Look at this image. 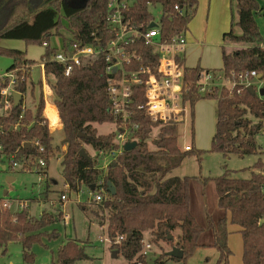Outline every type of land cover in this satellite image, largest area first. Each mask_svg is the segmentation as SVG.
Here are the masks:
<instances>
[{
	"label": "trees",
	"instance_id": "16d2710c",
	"mask_svg": "<svg viewBox=\"0 0 264 264\" xmlns=\"http://www.w3.org/2000/svg\"><path fill=\"white\" fill-rule=\"evenodd\" d=\"M109 1L41 0L34 4L32 0H0V54L13 59L6 71L46 62L45 76L54 92V104L63 122L62 144L67 146L62 160L65 183L71 191L79 192L83 185L92 190L91 187L95 185L96 188L100 180L104 182V200L100 210L107 211V216L102 217L107 219V233L112 239L120 235L125 237L120 244H112L110 248L119 250L127 264L148 263L147 257L139 255L147 233L152 241L163 240L182 249L183 259L193 255L201 246H213L219 252L218 264H229L233 254L229 245V224L237 225L242 235L243 264H264V160H258L254 168L260 171H253L247 179L234 178L229 171L214 178L171 176L188 155H195L200 161L209 152L221 153L225 158L233 154L241 157L257 154L256 138L264 128V97L250 93L247 88H241L238 93L237 87L223 88L219 94L203 96L198 92L196 81L206 68L200 65L188 67L185 60H180L185 66L184 100L191 107L193 115L194 107L200 100H217L216 131L210 149L205 151L193 146L188 151L183 150L177 136V123H153L138 112L132 118V123L139 125L136 131L137 146L131 151L118 153L114 161L104 167V157L99 151L109 154L120 148L116 139L118 122L110 111L106 94L105 56L98 55L83 61L71 75L66 76L64 65L53 60L58 48L51 46L50 41L53 35H59L61 29L66 28L71 34V38H64L63 46L67 50L75 43L107 46L113 38L106 21ZM235 1L240 31L236 32L232 21L224 40L239 46L229 49L222 47V68L207 70L225 72L234 80H238L240 74L254 70L264 76L263 37L255 19V14L261 10L259 0ZM158 4L162 8L159 21L152 12V7ZM198 7L199 0H136L125 15L134 24L143 25L146 29L152 22L158 23L161 38L166 40L189 30ZM4 40L38 44L44 47V52L36 61L27 58L26 51L3 46L1 42ZM45 43L48 45L44 46ZM126 50L140 57V60L135 59L126 65L127 70L145 66L153 73L157 72L159 54L142 39L135 40ZM31 75L32 72L26 75L29 80ZM7 83V80H0V91ZM28 85L27 81L16 84V87L25 96ZM39 87L35 109L24 107L23 97L18 107L13 106L9 112L0 115V125L4 127L0 134V145L3 147L0 157L13 158L17 162L26 160L32 166L44 158L46 166L41 171L46 172L50 158L56 154L59 146L53 143L44 112L42 80ZM144 92L143 85L134 87L135 108L145 102ZM48 109L53 110L55 120L62 128L55 107ZM248 113L257 122L249 118ZM105 123H114L116 130L99 134L95 125ZM16 124L17 128L14 127ZM155 129L156 136L153 134ZM80 132L86 138L79 137ZM36 141L44 148L43 151L39 150ZM150 141L153 148L149 145ZM84 145L91 146L97 152V159L89 154ZM82 148L91 159L81 155ZM198 179L204 183H214L218 206L223 211L221 217L214 218L208 214L200 222L192 212L191 184ZM108 182L115 186V195L109 192ZM63 219L62 211L57 217L44 212L39 218H32L29 207L12 213L3 207L0 197V245L20 242L24 248V259L33 262L35 256L30 249L33 244L41 242L43 233L40 230ZM176 230H180L177 241L173 235ZM128 235H131L130 238ZM169 235H173V238L169 239ZM204 237L208 241H204ZM85 246L79 240H68L59 249L57 261L53 264H74L87 258ZM154 264H163V257L157 258Z\"/></svg>",
	"mask_w": 264,
	"mask_h": 264
},
{
	"label": "rangeland",
	"instance_id": "374dc122",
	"mask_svg": "<svg viewBox=\"0 0 264 264\" xmlns=\"http://www.w3.org/2000/svg\"><path fill=\"white\" fill-rule=\"evenodd\" d=\"M32 1L34 4H38L41 0ZM259 3L260 9H262L255 14V19L263 37L262 45H264V0H259ZM152 12L156 20L159 21L162 14L161 5L153 6ZM225 14L228 16L227 26H230V22L233 21L234 29L236 32H239L240 30L237 27L238 12L235 0H231L226 12L224 9L223 12L222 9H215L209 25L205 15L201 20L200 18L193 19L191 28L194 27L197 29V32L203 33L202 39L205 40V44H209L210 40H212L210 37L204 38L207 34L211 33L221 40L220 49L221 46H225L227 49L232 48L231 44L223 39V33L225 32L223 30L226 26L224 24ZM196 20L199 21L198 24H196ZM225 28L227 30V27ZM64 38H71V34L66 28H62L59 35L55 34L52 36L50 41L51 46L62 48ZM3 42H1L3 46L9 47L6 45L8 40H4ZM20 42H22V48L27 50L29 58L36 61L40 60L44 47L38 44L27 45L25 41L21 40ZM219 53L217 54L216 51H213L210 54L209 63L213 66L211 67L212 69L222 66V53L221 51ZM199 56H202L200 60L202 64L208 61L206 53L200 52ZM12 62V58L0 54V71H6ZM190 62H192L191 59ZM217 64H220V66ZM40 80H43V70L39 66V63H37L33 66L31 79L28 82L29 88L24 96L27 107L35 109L40 93ZM50 80L52 81L53 79L50 78ZM204 103H206L205 114H208L210 111L212 113V109L214 110L217 106L215 98H205L197 102L194 107V115L191 107L189 108L185 121L177 126V136L181 146H184L186 142H190L194 143L195 148L200 150L207 151L210 148L213 133L216 130V121L213 125L212 117L210 121V117L207 118V115L204 119L203 116H200L198 112L199 107L202 109L200 105ZM247 116L254 122H257V119L250 113ZM51 123L54 130H61V127L54 120ZM95 128L102 135L116 130L114 123L96 124ZM211 132H213L212 135ZM153 134L154 136L157 135V129L154 130ZM63 139L64 132L54 133L53 143L55 146L59 145V148L56 154L50 158L48 168L45 169L46 172H42L36 165L31 170H23L21 166L13 167L10 162L11 159H8L6 156L0 157V197L2 199L27 201L29 214L32 218H39L44 212L57 217L60 211L64 213L65 217L64 220H57L40 230L43 233L41 242L33 244L30 249V252L34 253L35 256L33 262H27L24 259L22 244L12 241L7 245H0V264H53L57 261V253L61 246L70 239H76L80 242L84 241L86 243L85 251L88 254L87 258L79 260L74 264H127V260L123 254L118 253L116 256L113 255V252L117 249H112L110 245L100 242L101 235H107V219L102 218L103 215L107 216V211L102 212L100 210L101 202L93 201L95 192L89 190L85 185L82 186L79 192L70 191L66 188L62 164L64 156L63 147L65 146L62 144ZM256 141L259 151L257 154L244 157L233 154L225 158L221 153L209 152L204 154L200 161L195 155H188L174 173L182 176L214 178L222 176L225 172L229 171L230 176L234 178H250L253 171H260L259 169H255L254 165L260 158L264 160V128L257 136ZM149 143L150 147L153 148L154 146L151 141ZM84 147L91 156L97 159V152L91 146L84 145ZM98 158L100 157L98 156ZM99 160L103 164L102 160ZM4 166H6V170L3 168ZM40 172L44 176L42 180L40 179ZM8 177H13V180L9 181ZM5 191H8L6 196L4 195ZM63 192L67 194L68 199L60 201V195ZM76 200H79V202ZM191 200L192 212L200 222H203L208 214L214 218H219L223 215V211L218 206V195L212 181L207 183L202 182L200 179L193 181L191 184ZM238 229L237 225L229 224V245L233 250L229 264H243V241L241 234L237 231ZM179 234L180 230L173 232L175 241L178 240ZM145 240L152 244V249L149 251L147 257V264H154L155 260L161 256L163 257V264H218L219 252L213 246H201L193 255L186 259H172L166 256L174 248L171 244L163 240L159 242L152 241L148 233L145 236ZM204 241H208V238L204 237ZM117 251L119 252V250Z\"/></svg>",
	"mask_w": 264,
	"mask_h": 264
},
{
	"label": "built area",
	"instance_id": "2783aa9c",
	"mask_svg": "<svg viewBox=\"0 0 264 264\" xmlns=\"http://www.w3.org/2000/svg\"><path fill=\"white\" fill-rule=\"evenodd\" d=\"M135 1L110 0L108 2L106 21L113 33V38L108 42L107 46L75 43L68 50L64 46L58 48L53 57L55 62L64 65L65 75L69 76L83 61L98 55L105 56L107 62L106 94L110 102V111L118 122L116 139L120 145L118 151H113L109 154H105L103 150L99 151V154L104 157L105 168L114 161L118 153L125 150L124 145L126 143L138 140L136 131L139 125L132 123V118L136 113H143L153 123L166 124L172 122L180 124L185 121L190 108L189 104L184 100L185 66L180 61L184 60V54L187 49L186 33L163 40L158 26H149L146 29L143 25L138 26L134 24L130 19L126 18L125 14ZM137 39H142L146 45L153 47L159 54L156 73H153L149 67L145 66L137 70H127L125 68L133 60H140V57L135 52L130 53L126 50V47ZM47 45V43L44 44V46ZM33 66L21 67L12 71H0V80H7L8 82L0 91V115L9 112L15 106L13 95L15 92H20L17 90L16 84L29 82L26 75L32 72ZM39 66L43 69V74L45 75L46 62L41 61ZM260 75L261 77H259ZM46 81L43 82V89L44 85L47 89L50 87V84ZM138 85L145 87V102L139 103L135 108L133 105L134 87ZM196 86L198 92L203 96L215 93L219 94L223 88L233 89L235 87H237V91L240 93L241 88L248 89L249 86H252L259 97H264L259 93L260 89L264 88V76L255 70L242 73L239 75L238 80H234L225 72L215 73L214 71L203 69L196 81ZM23 97L22 94V101ZM24 107L27 106L24 105ZM48 121L51 129L52 123L50 120ZM14 127L17 128L18 124ZM3 129L4 127L0 125V134L3 132ZM35 144L39 145L40 151L44 150L40 146L39 141H36ZM192 147V143L186 142L183 150L188 151ZM2 151L3 147L0 145V152ZM10 162L13 167L21 166V168H25L26 170L33 168L26 160L17 162L11 158ZM36 166L40 169L45 167L46 161L44 158H40ZM40 173V179L42 180L44 176L42 172ZM65 186L71 191L68 184ZM95 189L93 201L102 203L104 200L103 193L105 192L104 182L100 180ZM67 199L66 193L60 195V201ZM2 204L4 208L12 213L20 212L29 207L27 201L18 199H2ZM124 239L125 237L122 235L116 237V239H112L107 233V235H101L100 242L111 246L112 244H120ZM151 249L152 244L144 240L139 255L148 257Z\"/></svg>",
	"mask_w": 264,
	"mask_h": 264
},
{
	"label": "crops",
	"instance_id": "0c3cea01",
	"mask_svg": "<svg viewBox=\"0 0 264 264\" xmlns=\"http://www.w3.org/2000/svg\"><path fill=\"white\" fill-rule=\"evenodd\" d=\"M230 2H231V0H199L198 12H197L195 18H200V20H201V18L203 16L205 17V15H206L207 22H208V25H209L210 19L212 17V14L214 15L215 9H217V10L218 9H222V12H223V9H224V11L226 12L227 11V8L229 7V3ZM227 17L228 16L225 14V17H224L225 23L224 24H226L225 27H227V30H225L226 28L224 27V30L223 31H225V32L223 33V39H224L225 33H227L230 30V27H231V22L229 24L230 26H227L228 25V18ZM197 20H199V19H197ZM192 21H191V23L189 25L190 30H188L186 32V38H187V43L188 44H187L186 52L184 54V56H185L184 57L185 65L188 66V67H196L197 65H200L203 68L212 69L211 67H213V66L209 63L210 54L213 51H216L217 54H220L219 53L220 51L222 53V46H221V49H220V41L221 40L219 39V37H215L214 34L209 33L204 38L207 39L208 37H210L212 40H210L209 44L208 43L205 44V42H204L205 40L202 39L203 38V33L202 32H200V33L197 32V29H195L194 27L191 28ZM198 22L199 21H197L196 24H198ZM3 44H4V42H3ZM6 45L9 46L10 48L17 47V48H19L22 51H26V53H27V50H24L22 48V42H20V40H8V43ZM230 46L232 48H235V47H238L239 45H237V44H231ZM200 52L206 53V58H207L208 61L206 63H204V64H202L201 61H200L202 59V56H199L198 57V55H199ZM26 57L29 58L27 55H26ZM190 59L192 60V62H190ZM217 65L220 66V64H217ZM222 66H223V63H222ZM222 66L221 67H218L217 66L216 69H220V68H222ZM44 81H46V77L43 74V80H42V82H44ZM46 82L49 83L48 81H46ZM43 90H44V100H45V111H44L45 112V115L47 116L48 120H50V122H53V120H54V122L56 124H58L57 121L55 120V115H54L53 110L52 109H48L49 107H55V109L57 110V114H58L59 120L62 122V120L60 118L59 111H58L56 105L54 104V98L55 97H54V92H53L51 86L48 87V89H47V87L44 85V89ZM45 91H46V93H45ZM206 103H204L203 105H200V106H202V109H200V107H199V111L198 112H199L200 116H203V119L206 118V115H207V118L210 117L209 120L211 121V117H212V119H213L212 120V123L214 125V122L216 121V108H217V106L215 105L216 107L214 108V105H213L214 110L212 109V113L210 111L208 114H205L204 110H205V107H206ZM214 113H215V115H214ZM194 114H195V112H194ZM210 114H211V116H210ZM210 127H211V123H210ZM63 128H64L63 127V122H62V128H61V130H54L53 128H51L50 131H51L52 136L56 132L57 133H59L61 131L64 132L63 131ZM212 131H214V130H212ZM212 133L213 132H211V135H212ZM214 134L215 133H213V136H214ZM212 139H213V137H212ZM211 143H212V141H211ZM192 146L195 147L194 143H192ZM181 147L183 149V146H181ZM66 149H67V146L65 145L63 147L64 153H65ZM175 170L172 172L171 176L184 177L182 175L175 174L174 173ZM65 185H66V183H65ZM63 193H61V194H63ZM76 201L79 202V200H76ZM64 219H65V217H64ZM237 231L239 232V229ZM81 243H82V245H85L86 244L84 241L81 242Z\"/></svg>",
	"mask_w": 264,
	"mask_h": 264
},
{
	"label": "water",
	"instance_id": "95a60500",
	"mask_svg": "<svg viewBox=\"0 0 264 264\" xmlns=\"http://www.w3.org/2000/svg\"><path fill=\"white\" fill-rule=\"evenodd\" d=\"M81 1L85 2L87 0H81ZM156 26H158V23H156V22H152L151 25H150V27H156ZM259 77H261V75ZM248 91L250 93H252V94H256V91H255L254 87H252V86L248 87ZM259 93H260V95L264 96V88L260 89ZM13 96H14L15 107H18L21 104V101H22V94L20 92H15ZM78 135H79V137H85L86 138V136L83 133H81V132ZM137 144H138L137 141L128 142V143H126L124 145V148H125L126 151H131L137 146ZM27 145H29V143H27ZM80 153H81L82 156H84V157H86L88 159H91V157L86 153L84 148H82L80 150ZM3 168L6 170L5 166ZM8 180L9 181L13 180V177H8ZM91 189L94 190L95 189V185H93L91 187ZM108 190H109V192L112 195L116 194V188L111 182H108ZM7 193H8V191H5L4 195L6 196ZM130 236L131 235H128V238H130ZM172 238H173V235H169V239H172ZM118 253L119 252L116 250V251L113 252V255L116 256ZM167 254L170 257H176V258H179V259H182L184 257V251L182 249H180V248H177V247H174Z\"/></svg>",
	"mask_w": 264,
	"mask_h": 264
}]
</instances>
